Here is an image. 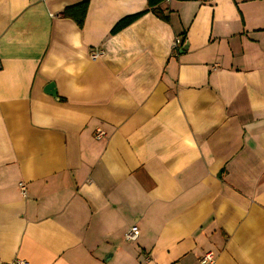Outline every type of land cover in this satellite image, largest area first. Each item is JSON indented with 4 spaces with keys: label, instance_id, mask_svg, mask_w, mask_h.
I'll use <instances>...</instances> for the list:
<instances>
[{
    "label": "crops",
    "instance_id": "obj_1",
    "mask_svg": "<svg viewBox=\"0 0 264 264\" xmlns=\"http://www.w3.org/2000/svg\"><path fill=\"white\" fill-rule=\"evenodd\" d=\"M156 8L0 0V264H264V0Z\"/></svg>",
    "mask_w": 264,
    "mask_h": 264
},
{
    "label": "trees",
    "instance_id": "obj_2",
    "mask_svg": "<svg viewBox=\"0 0 264 264\" xmlns=\"http://www.w3.org/2000/svg\"><path fill=\"white\" fill-rule=\"evenodd\" d=\"M163 1H165V0H147L148 10L141 12V13H138V14L126 16V17L120 19L113 26V28L110 31V34L113 35V34L119 32L124 27L130 25L132 22H134L136 19L141 17L143 14H145L149 10L154 12L156 14V16L162 17L161 12L156 7ZM87 6H88V2L82 1L78 4H76L75 6L66 8L63 11V17L66 19L72 20L79 28H81L83 23H84V19L86 17Z\"/></svg>",
    "mask_w": 264,
    "mask_h": 264
},
{
    "label": "built area",
    "instance_id": "obj_3",
    "mask_svg": "<svg viewBox=\"0 0 264 264\" xmlns=\"http://www.w3.org/2000/svg\"><path fill=\"white\" fill-rule=\"evenodd\" d=\"M180 45V41L176 38L172 44V48L176 51L178 46ZM103 55V53H92L90 55L92 60H95L96 58H99ZM105 137V132H103L101 129H96L95 131V139L101 140ZM18 189L20 194L24 197L26 194L25 186L22 183L18 184ZM138 236V229L137 227H131L124 235V240L127 242H133L137 239ZM14 264H27L25 262H15ZM200 264H214V256L211 252H208L200 259Z\"/></svg>",
    "mask_w": 264,
    "mask_h": 264
},
{
    "label": "water",
    "instance_id": "obj_4",
    "mask_svg": "<svg viewBox=\"0 0 264 264\" xmlns=\"http://www.w3.org/2000/svg\"><path fill=\"white\" fill-rule=\"evenodd\" d=\"M185 49H186V46H184L182 50L184 51ZM49 88H52V86H50ZM52 95H54V93H52Z\"/></svg>",
    "mask_w": 264,
    "mask_h": 264
}]
</instances>
